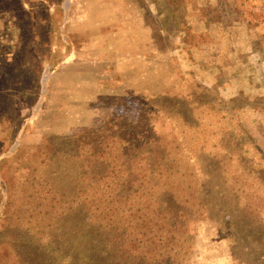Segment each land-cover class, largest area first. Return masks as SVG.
Returning a JSON list of instances; mask_svg holds the SVG:
<instances>
[{"label":"rangeland","instance_id":"1","mask_svg":"<svg viewBox=\"0 0 264 264\" xmlns=\"http://www.w3.org/2000/svg\"><path fill=\"white\" fill-rule=\"evenodd\" d=\"M218 2L0 0V264L87 258L90 205L53 171L110 147L183 211V264H264V23H208Z\"/></svg>","mask_w":264,"mask_h":264},{"label":"trees","instance_id":"2","mask_svg":"<svg viewBox=\"0 0 264 264\" xmlns=\"http://www.w3.org/2000/svg\"><path fill=\"white\" fill-rule=\"evenodd\" d=\"M233 1L219 0L217 5H208V10L204 9L207 22H222L225 17L221 12L228 8L229 14L233 15L228 17V24L244 22L257 27L264 23V14L250 9L248 15L245 10L241 11L244 2ZM223 4L226 7L221 8ZM211 13L217 15L215 21L209 16ZM253 48H264V36ZM16 131H11L10 143L16 139ZM3 149H7L5 143L0 150ZM129 149L125 147L118 151L110 147L107 151L96 148L88 156H77L84 158L79 166L69 163L71 154L65 155L53 171L55 180L66 181L67 170L70 175L73 170L74 177L70 179L75 190L73 201L90 205L87 212L84 208L79 209L77 217L78 234L82 237L80 243L89 238V254L79 264H183L190 236L184 223L185 215L183 211L175 214L163 207L166 200L163 201V196L157 192L160 188L152 179L153 167L147 168ZM44 154V161L52 157Z\"/></svg>","mask_w":264,"mask_h":264},{"label":"crops","instance_id":"3","mask_svg":"<svg viewBox=\"0 0 264 264\" xmlns=\"http://www.w3.org/2000/svg\"><path fill=\"white\" fill-rule=\"evenodd\" d=\"M203 23L202 21H200V24ZM244 28V27H243Z\"/></svg>","mask_w":264,"mask_h":264}]
</instances>
